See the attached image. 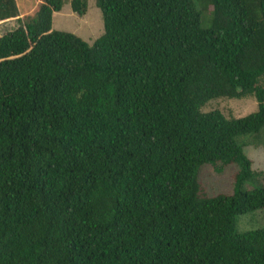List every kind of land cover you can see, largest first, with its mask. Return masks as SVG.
Wrapping results in <instances>:
<instances>
[{"label":"trees","instance_id":"trees-1","mask_svg":"<svg viewBox=\"0 0 264 264\" xmlns=\"http://www.w3.org/2000/svg\"><path fill=\"white\" fill-rule=\"evenodd\" d=\"M94 3L88 44L51 29L63 0H0L17 20L0 35V264H264V227L235 226L264 210L243 150L264 159V0ZM247 96L245 115L202 111ZM203 164L236 166L229 193L206 195Z\"/></svg>","mask_w":264,"mask_h":264},{"label":"rangeland","instance_id":"rangeland-1","mask_svg":"<svg viewBox=\"0 0 264 264\" xmlns=\"http://www.w3.org/2000/svg\"><path fill=\"white\" fill-rule=\"evenodd\" d=\"M37 2L38 0H17V5L21 14H23L35 9ZM16 25V19L1 21L0 35ZM51 29L73 33L90 44L102 32L101 14L95 6L94 0H86V9L81 16L71 11L69 0H63L60 10L52 13ZM255 108V100L250 96L239 99L221 97L209 100L202 107V111L218 109L225 116L238 117L255 110ZM261 136L263 137V135ZM262 137H257V139ZM253 141H255V138L249 140V143L243 147L244 153L251 161L253 170L264 171L262 148L259 145L251 144ZM201 166L197 178L206 195L212 196L217 193L230 192L236 170L234 164H228L218 172L210 165L203 164ZM235 226L236 231L239 233L264 227V210H255L236 216Z\"/></svg>","mask_w":264,"mask_h":264}]
</instances>
